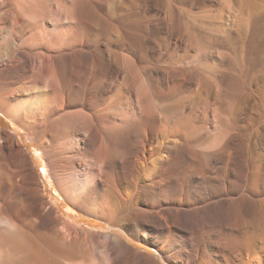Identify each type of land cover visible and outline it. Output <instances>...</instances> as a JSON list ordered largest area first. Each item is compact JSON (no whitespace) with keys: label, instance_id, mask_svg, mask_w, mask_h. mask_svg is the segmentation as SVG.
<instances>
[{"label":"rangeland","instance_id":"1","mask_svg":"<svg viewBox=\"0 0 264 264\" xmlns=\"http://www.w3.org/2000/svg\"><path fill=\"white\" fill-rule=\"evenodd\" d=\"M48 1L38 9L44 29L41 52L54 53L57 61L63 53L80 49L84 64L73 62L69 77L59 82V94L49 100L57 108L64 105L56 116L37 122L30 112L25 120L0 112V130L14 141L5 144L22 150L28 161L25 165L24 158L8 151V158H0V171L21 176L30 168L32 191L57 215L67 218L70 213L81 231L89 255L84 264H114L115 258L122 261L135 252L158 264H226L227 257L239 253L264 264V0H106L104 11L98 0H88L95 16L81 28L68 26V0ZM103 16L110 21L106 27ZM58 30H67L66 35L46 36ZM63 35L72 40L62 46ZM129 61L137 82L145 81L156 101L151 143L143 158L134 157L126 168L128 178L118 179L123 199L113 190L112 170L117 169L111 167L97 190L82 189L79 199L69 200L67 193L84 177L82 165L94 160L96 150H107V139L116 138V120L128 99ZM189 85L193 91L184 88ZM215 108L222 112L216 120L211 116ZM109 115H114L115 125L114 119L107 120ZM83 116L90 117L97 139L75 148L77 126L65 127L67 132L55 129L64 118ZM173 145L182 147L183 160H170L160 171L163 195L149 200L140 193L149 184L146 162L160 147ZM205 153H211V160ZM172 184L178 191L171 190ZM21 195L15 189L8 199L24 205L28 200ZM215 205L216 216L203 215L205 207ZM145 231L157 239L149 240ZM195 246L198 252L191 256ZM205 246L220 247L223 255L210 256ZM3 255L12 256L7 248Z\"/></svg>","mask_w":264,"mask_h":264},{"label":"bare ground","instance_id":"2","mask_svg":"<svg viewBox=\"0 0 264 264\" xmlns=\"http://www.w3.org/2000/svg\"><path fill=\"white\" fill-rule=\"evenodd\" d=\"M42 1L46 0H0V112L6 114L12 120H25L27 113L30 112L35 118V121L40 122L41 120L50 119L51 117L56 116V114L62 112V110H64L62 109V107L64 108V105H62V107L60 106L61 108H57L53 105L54 102L51 105L49 100L51 97L53 98V96L59 94V82H61V80L65 78L68 73H70L73 62L81 65L84 64L82 50L80 49L63 54L61 53L62 55L59 58H56L58 59L57 61L54 59V53L51 55V53H48L46 50L44 51L48 54H43L41 52L40 47L42 45L41 41L43 40H41V33L44 29H42V22L38 15V9ZM135 2L136 0H132V4H135ZM65 4V9H67L65 12L68 11L66 13H68V18L71 20L68 23L69 28L84 27L91 22L95 16V12L90 6L91 4L89 5L88 0H68ZM59 5H63V3ZM106 5V0L97 1V7L100 11H104ZM40 8L42 9V7ZM111 17L114 16L111 15ZM102 19L104 26L106 27L107 23L108 26L110 23V21H108L109 19L106 18V16H103ZM76 30L77 29H75V31ZM66 31H47V34H44H46V36H49V34L52 35V33H55V35L56 33L64 34ZM76 33H74L75 37ZM70 35L71 34H69V36ZM46 36H44L45 39ZM69 36L63 37L62 40H64V43L62 46L67 40H72V37ZM114 40L112 39L109 41L113 42ZM46 43H49V39H46ZM103 44H107V42H103ZM50 46H47L48 49H50ZM53 64L56 67V70H54L55 67ZM134 68L135 67L130 61L129 63L127 62L126 71H129V75H127L126 79L129 82L130 87L127 89L128 99L126 101V105L123 107V110L125 111L118 118L116 117V121H118L117 129L115 130L116 138L110 139L107 137L109 138L107 139L108 143H105L107 150H96L94 160L82 165L80 173L84 177L81 179V183L78 184V186H75L74 189H71L67 193L66 197L69 200L79 199L82 196V189H86L88 191L97 190L101 186L100 178L106 176V170L111 167L117 169L115 172L112 170L114 173V182L112 184L113 190L119 199H123V188H121L118 179L121 180L124 177L128 178L127 169L133 164L134 157L143 158L142 155L144 148L151 143L152 139L150 132L154 131L157 123V113L155 112L156 101L151 94L152 91L150 92L148 86L145 84V81L144 83L137 82L138 77L136 78V73L134 74L136 69ZM96 69L100 68H95V70ZM138 81H140V79ZM40 83H45V89L40 85ZM184 88L188 91L194 90L190 87V85ZM24 90L29 91H27L28 93H24ZM24 95L27 96L25 97ZM219 113L222 112H220L218 108H215L212 110L211 116H213L216 120ZM60 116L66 117L63 114ZM108 117L109 119H114L111 124L115 125L116 121L114 115L107 116V120ZM60 122L61 123H58L57 126L55 125L57 128L55 130L63 131L66 129L65 127L69 125L71 127L72 125H75L79 128L78 130V128L76 129L72 127L73 129L78 130V134L73 136L76 138V141H74L75 148H79L80 142H94V140L97 139V133L92 126L90 117L83 116L81 118H64ZM52 123L54 124L55 122L53 121ZM221 132H219V134ZM222 135L223 134L218 135V139ZM139 137H141V140L138 142ZM132 138H134V140L137 139V141H134L133 143L131 141L133 140ZM0 140L4 141L2 144L0 142L1 159L5 157L8 158L6 154L10 151L13 156L24 158L21 162H24L23 164L27 165V156L23 154L22 150L13 148L12 144L9 148L5 144V142L14 143L13 135L5 130H0ZM229 140L227 141L228 143ZM160 150L162 151H157L156 155L151 157V159L146 162L148 172L147 179L149 182L147 189L144 192H140L138 190V184H132L136 193H143L144 197H147L152 201L157 198L160 199L163 195V185L161 184L162 182L160 183L162 180L159 181L160 171L162 172L168 166L170 160H175V162L180 160L182 161L183 156L185 155L182 147L178 145H173L170 148H164L162 146L160 147ZM204 155V158H206L207 161L211 160V153H205ZM29 169L26 168L25 173H21V176L19 175L20 178L18 179L17 177L19 176L16 174L17 172H9L8 175H6L2 172V170L0 171V224L2 223L5 225L4 227H6L3 230L0 229V264L86 263L87 256L89 255L87 254L88 252L86 253L87 249L85 250L84 243L80 239L81 231L76 229L77 227L75 228V224L72 223L73 221H70L69 219L71 218V214L66 212L67 218H64L57 215L54 208L46 207L42 198L32 191V186L28 185L29 179L32 177V172ZM69 174L72 175V172H69ZM15 189H19L22 193L21 197L24 196L26 200H28L26 204L20 205L18 202H11L8 199V193H11V191ZM171 190L174 192L178 191V186L172 184ZM214 209H217V211ZM218 213L219 207L217 205L207 206L203 211V215L206 217H213ZM176 215L181 214L178 213ZM255 222H258V220H255ZM143 233L148 236L151 241H155L157 239H154L153 237L150 238L149 231H145ZM159 235L161 234L159 233ZM5 248H7L12 254L11 257H5L3 255V250ZM203 249L204 251H209V255L213 257L223 255V250L220 247L205 246ZM194 252H198L197 246H195L193 252H191V256ZM128 256L129 255L127 254L126 257ZM187 257L189 258L190 255ZM113 263L158 264L156 260L147 255H143L141 253L138 254L137 252L131 254V257L125 258L122 261L115 258ZM242 263L258 264L256 261L250 260L249 257H243L241 253L226 258V264ZM182 264L185 263L182 262Z\"/></svg>","mask_w":264,"mask_h":264}]
</instances>
